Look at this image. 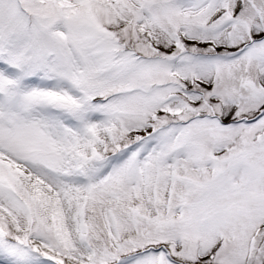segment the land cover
Listing matches in <instances>:
<instances>
[{"label": "snow or ice", "instance_id": "1", "mask_svg": "<svg viewBox=\"0 0 264 264\" xmlns=\"http://www.w3.org/2000/svg\"><path fill=\"white\" fill-rule=\"evenodd\" d=\"M0 264H264V0H0Z\"/></svg>", "mask_w": 264, "mask_h": 264}]
</instances>
